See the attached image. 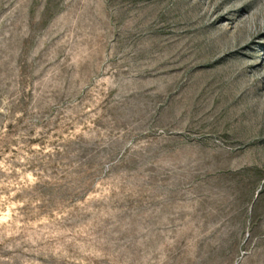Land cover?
Instances as JSON below:
<instances>
[{
	"label": "rangeland",
	"instance_id": "obj_1",
	"mask_svg": "<svg viewBox=\"0 0 264 264\" xmlns=\"http://www.w3.org/2000/svg\"><path fill=\"white\" fill-rule=\"evenodd\" d=\"M0 264H264V0H0Z\"/></svg>",
	"mask_w": 264,
	"mask_h": 264
}]
</instances>
